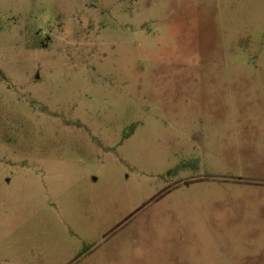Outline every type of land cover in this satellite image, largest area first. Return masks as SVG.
<instances>
[{
    "label": "rangeland",
    "instance_id": "obj_1",
    "mask_svg": "<svg viewBox=\"0 0 264 264\" xmlns=\"http://www.w3.org/2000/svg\"><path fill=\"white\" fill-rule=\"evenodd\" d=\"M0 264H264V0H0Z\"/></svg>",
    "mask_w": 264,
    "mask_h": 264
}]
</instances>
